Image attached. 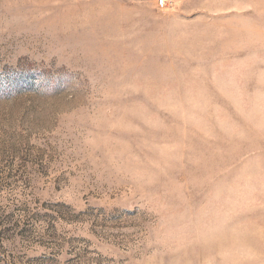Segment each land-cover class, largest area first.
<instances>
[{"label": "rangeland", "instance_id": "obj_1", "mask_svg": "<svg viewBox=\"0 0 264 264\" xmlns=\"http://www.w3.org/2000/svg\"><path fill=\"white\" fill-rule=\"evenodd\" d=\"M0 0V264H264V0Z\"/></svg>", "mask_w": 264, "mask_h": 264}, {"label": "built area", "instance_id": "obj_2", "mask_svg": "<svg viewBox=\"0 0 264 264\" xmlns=\"http://www.w3.org/2000/svg\"><path fill=\"white\" fill-rule=\"evenodd\" d=\"M158 5L161 8L167 7L168 6V0H159Z\"/></svg>", "mask_w": 264, "mask_h": 264}]
</instances>
